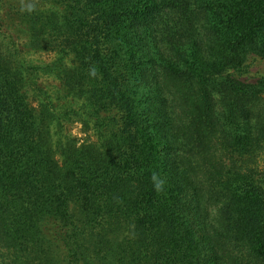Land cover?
I'll list each match as a JSON object with an SVG mask.
<instances>
[{"label":"trees","instance_id":"1","mask_svg":"<svg viewBox=\"0 0 264 264\" xmlns=\"http://www.w3.org/2000/svg\"><path fill=\"white\" fill-rule=\"evenodd\" d=\"M38 1L19 18L74 55V99L42 95L0 0V264H264V81L238 76L264 0Z\"/></svg>","mask_w":264,"mask_h":264},{"label":"rangeland","instance_id":"2","mask_svg":"<svg viewBox=\"0 0 264 264\" xmlns=\"http://www.w3.org/2000/svg\"><path fill=\"white\" fill-rule=\"evenodd\" d=\"M5 2L6 11L8 12L6 16V34L9 38L15 41L16 46L19 48L22 55L26 57L29 65L33 67L34 71L36 70L37 75L35 76V79L40 84V92L42 95L45 97L62 95L64 98L73 100V96H69L65 89H61L60 84L62 82L59 77V71L61 73L65 68H71L76 65L74 55L62 57L59 52L52 48L42 49L32 46L30 44V32L28 26L19 18L22 5H27L29 7L34 6L35 9L42 10L44 7L42 5H45V2L38 0H5ZM46 8L48 7L46 6ZM238 76L243 80H249L255 83L259 80L264 81V59L260 57H251L246 63L244 71L239 73ZM60 90H62V92H60ZM64 102L65 99L63 103ZM74 110L79 112L80 116L73 119L86 117L85 110L82 109L81 106H77ZM74 110H71L68 113L71 114ZM87 131L88 130L84 128L81 122H63L62 133L66 135L69 133L73 137L81 139V141H84V139H90L93 141L95 139L94 133L92 131ZM261 165H264V158L261 160Z\"/></svg>","mask_w":264,"mask_h":264},{"label":"clouds","instance_id":"3","mask_svg":"<svg viewBox=\"0 0 264 264\" xmlns=\"http://www.w3.org/2000/svg\"><path fill=\"white\" fill-rule=\"evenodd\" d=\"M153 179L155 180V179H156V177H155V176H153ZM161 183H162V182H161ZM161 183H157L156 187H157L158 189L161 187Z\"/></svg>","mask_w":264,"mask_h":264}]
</instances>
